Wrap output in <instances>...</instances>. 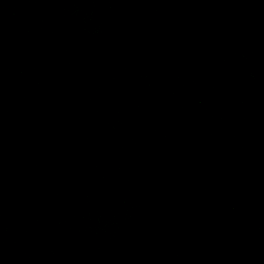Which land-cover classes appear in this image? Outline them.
I'll return each instance as SVG.
<instances>
[{"label":"water","instance_id":"water-1","mask_svg":"<svg viewBox=\"0 0 264 264\" xmlns=\"http://www.w3.org/2000/svg\"><path fill=\"white\" fill-rule=\"evenodd\" d=\"M226 0H0V264H173Z\"/></svg>","mask_w":264,"mask_h":264}]
</instances>
